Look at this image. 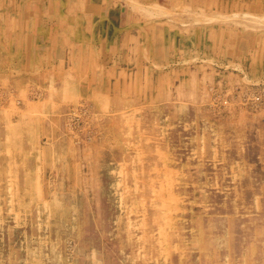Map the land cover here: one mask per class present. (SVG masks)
<instances>
[{
  "label": "rangeland",
  "instance_id": "obj_1",
  "mask_svg": "<svg viewBox=\"0 0 264 264\" xmlns=\"http://www.w3.org/2000/svg\"><path fill=\"white\" fill-rule=\"evenodd\" d=\"M19 1L0 0V264H264V0H90L104 33L37 19L28 62L3 32Z\"/></svg>",
  "mask_w": 264,
  "mask_h": 264
},
{
  "label": "crops",
  "instance_id": "obj_2",
  "mask_svg": "<svg viewBox=\"0 0 264 264\" xmlns=\"http://www.w3.org/2000/svg\"><path fill=\"white\" fill-rule=\"evenodd\" d=\"M43 1L44 0H25V4L23 5L22 0H20L19 3H17L18 11H13L12 15L4 17L9 23L14 24V26L9 29H3V32L15 33L16 31H21L22 33L21 37H19V41L17 40L15 44L11 45V47L16 50L17 56H20L22 60L27 62L31 60L30 57L34 55L32 52L33 49L36 51L40 49L39 52H43L41 49L45 50L47 48V45H42V42L48 37V33H40L42 31H39V26L36 23L37 19L39 22L45 23L47 21L45 19L48 18V16H58L64 11L69 16V30L76 40H79V35H81L84 40L89 39L88 42H92L95 37L97 38L99 33H104L103 27L97 24L99 20L94 18L95 15L90 14V18L87 17L86 7L90 3V0H47L48 5L45 8L42 5ZM22 11L25 12L24 15L26 19L23 18L25 21L23 20L24 24H22L23 28L21 29ZM87 21H90V23L87 24ZM17 26L18 28H16ZM111 33L114 34V31ZM126 37H133V35L130 34L129 36V34H127ZM46 40L49 42L50 39ZM55 41L56 39L52 37L50 42L52 43ZM71 43L72 45L75 44L74 41ZM259 47L258 45L253 46V54L257 55L258 61L263 63L261 67L264 68V51ZM78 56L79 54H73L69 57L71 61H74L77 60ZM260 57L262 59H260ZM257 65L259 64H256L254 67ZM254 67L252 68L253 73L256 71ZM72 87H76V85ZM82 88H85L84 84Z\"/></svg>",
  "mask_w": 264,
  "mask_h": 264
},
{
  "label": "built area",
  "instance_id": "obj_3",
  "mask_svg": "<svg viewBox=\"0 0 264 264\" xmlns=\"http://www.w3.org/2000/svg\"><path fill=\"white\" fill-rule=\"evenodd\" d=\"M255 98H257V100H261L262 99V95H260V96H256Z\"/></svg>",
  "mask_w": 264,
  "mask_h": 264
}]
</instances>
